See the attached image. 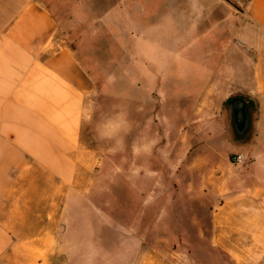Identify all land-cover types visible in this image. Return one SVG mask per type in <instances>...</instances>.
Wrapping results in <instances>:
<instances>
[{"label":"rangeland","instance_id":"1","mask_svg":"<svg viewBox=\"0 0 264 264\" xmlns=\"http://www.w3.org/2000/svg\"><path fill=\"white\" fill-rule=\"evenodd\" d=\"M43 1L97 83L82 134L96 210H64L58 264H264L247 210H233L255 167L206 91L219 30L247 0Z\"/></svg>","mask_w":264,"mask_h":264},{"label":"crops","instance_id":"2","mask_svg":"<svg viewBox=\"0 0 264 264\" xmlns=\"http://www.w3.org/2000/svg\"><path fill=\"white\" fill-rule=\"evenodd\" d=\"M235 13L219 30L216 82L206 91L252 102L249 135L234 147L256 171L246 208L233 210H247L242 226L264 241V0ZM60 29L43 0H0V264L62 263L64 210H96L95 150L82 134L97 83Z\"/></svg>","mask_w":264,"mask_h":264},{"label":"water","instance_id":"3","mask_svg":"<svg viewBox=\"0 0 264 264\" xmlns=\"http://www.w3.org/2000/svg\"><path fill=\"white\" fill-rule=\"evenodd\" d=\"M229 109L230 121L233 125V133L239 131L245 138L250 132L251 104L242 96H232L226 100Z\"/></svg>","mask_w":264,"mask_h":264},{"label":"trees","instance_id":"4","mask_svg":"<svg viewBox=\"0 0 264 264\" xmlns=\"http://www.w3.org/2000/svg\"><path fill=\"white\" fill-rule=\"evenodd\" d=\"M233 136H234V138H235L237 141H239V140H243V139H244V137H243L240 133H238L237 131H236V133H233Z\"/></svg>","mask_w":264,"mask_h":264},{"label":"built area","instance_id":"5","mask_svg":"<svg viewBox=\"0 0 264 264\" xmlns=\"http://www.w3.org/2000/svg\"><path fill=\"white\" fill-rule=\"evenodd\" d=\"M242 158H243V155H242V154H238V155H237V159H238V160H242Z\"/></svg>","mask_w":264,"mask_h":264},{"label":"flooded vegetation","instance_id":"6","mask_svg":"<svg viewBox=\"0 0 264 264\" xmlns=\"http://www.w3.org/2000/svg\"><path fill=\"white\" fill-rule=\"evenodd\" d=\"M238 133H240L239 131H237Z\"/></svg>","mask_w":264,"mask_h":264}]
</instances>
